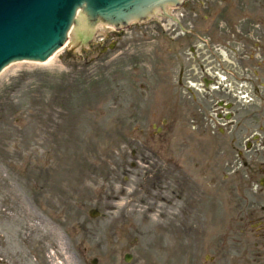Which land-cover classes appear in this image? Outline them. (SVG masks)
Wrapping results in <instances>:
<instances>
[{"label": "rangeland", "instance_id": "374dc122", "mask_svg": "<svg viewBox=\"0 0 264 264\" xmlns=\"http://www.w3.org/2000/svg\"><path fill=\"white\" fill-rule=\"evenodd\" d=\"M157 19L0 74V263L264 264V86L256 98L226 82L241 140L233 149L227 134L217 151L177 99L185 40ZM158 152L177 161L180 182L196 180V199L206 192L195 210L184 206L192 192L176 201L146 181Z\"/></svg>", "mask_w": 264, "mask_h": 264}, {"label": "flooded vegetation", "instance_id": "af4514ba", "mask_svg": "<svg viewBox=\"0 0 264 264\" xmlns=\"http://www.w3.org/2000/svg\"><path fill=\"white\" fill-rule=\"evenodd\" d=\"M176 12L172 20L176 32L174 40L178 42L183 38L185 43H180L183 48L181 52L185 48L187 50L186 62L179 58L180 47L175 54L177 65L180 66L174 78L177 99L181 98L178 100L181 105L187 100L195 106L194 109L189 106V102L185 103L187 116L193 123L192 130H197L200 140H206L214 149L222 151L219 138L231 134L230 144L235 149L241 140L242 122L235 120V111L225 110V103L231 109L234 107L233 103L224 100L226 82L252 88L256 98L259 92L257 86H264L258 71L264 69V0H188ZM176 118L178 120L179 115ZM260 141L248 138L245 147L249 144L252 149L254 143ZM239 154V158H242V153ZM142 155L145 156V153ZM157 155L155 167L151 171L149 169L146 181H152L153 188L160 193L170 191L176 201L179 198L178 191L192 192L191 196H187L184 206L191 205L195 210V205L206 192L198 193L202 197L196 199V180L189 178L188 183L186 179L180 182L177 161L165 153L158 152ZM261 192L264 193V190ZM160 202L169 206L174 203L164 198ZM262 210L258 222L259 231L264 235V208Z\"/></svg>", "mask_w": 264, "mask_h": 264}, {"label": "water", "instance_id": "95a60500", "mask_svg": "<svg viewBox=\"0 0 264 264\" xmlns=\"http://www.w3.org/2000/svg\"><path fill=\"white\" fill-rule=\"evenodd\" d=\"M182 1L0 0V72L12 62H45L65 44L73 26L76 29L72 28L68 37L69 53L71 50L84 53L97 33L116 30L100 26L86 40L82 34L79 36L80 32L88 37L99 23L119 30L134 22L148 21L157 11L165 12Z\"/></svg>", "mask_w": 264, "mask_h": 264}, {"label": "bare ground", "instance_id": "6f19581e", "mask_svg": "<svg viewBox=\"0 0 264 264\" xmlns=\"http://www.w3.org/2000/svg\"><path fill=\"white\" fill-rule=\"evenodd\" d=\"M69 43H70V40L68 39L67 45H68ZM52 59H53V57H52L49 61H51ZM49 61H48V62H49ZM0 264H6V263H5V262H1ZM26 264H28V263H26ZM41 264H44L43 261L41 262Z\"/></svg>", "mask_w": 264, "mask_h": 264}]
</instances>
